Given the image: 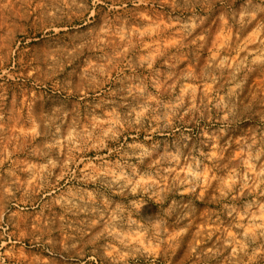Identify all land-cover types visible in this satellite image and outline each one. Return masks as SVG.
Returning <instances> with one entry per match:
<instances>
[{"label": "rangeland", "instance_id": "1", "mask_svg": "<svg viewBox=\"0 0 264 264\" xmlns=\"http://www.w3.org/2000/svg\"><path fill=\"white\" fill-rule=\"evenodd\" d=\"M0 264H264V0H0Z\"/></svg>", "mask_w": 264, "mask_h": 264}]
</instances>
